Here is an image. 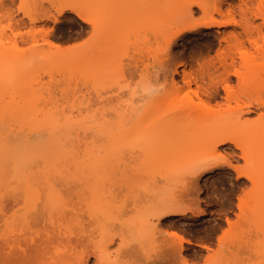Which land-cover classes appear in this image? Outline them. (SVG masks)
<instances>
[{
    "label": "bare ground",
    "instance_id": "obj_1",
    "mask_svg": "<svg viewBox=\"0 0 264 264\" xmlns=\"http://www.w3.org/2000/svg\"><path fill=\"white\" fill-rule=\"evenodd\" d=\"M99 4L107 7H97ZM68 5H72L74 10L69 9ZM129 5L133 7L130 8L133 10L130 12L132 17L116 23V26H105V19L112 11L106 0H87L83 9L73 2H61L56 6V14L44 13L33 17L35 21L51 19L55 22L66 11H70L90 28L92 36L83 57L86 87L84 96L89 104L92 96H96V103L105 104L92 109L80 128H75L72 124L71 127L69 122L72 119L69 118L68 123L64 122L66 125L63 122L60 125L55 121L56 124H51L52 121L47 123L36 120L31 126L23 125V121L16 124L10 121L0 125V168L16 162L15 157L8 159V154L15 149L12 148V142L26 143L30 150L34 149L24 171L13 173L0 190V216L5 226L1 246L8 259L18 257L21 260L33 255L42 264H89L94 257L95 264H118L125 261V250L123 253L121 251L126 247L128 250L130 243L125 239L127 237L122 236L128 230L124 225L139 234L142 227L150 225L151 216L179 219L192 211L175 205L178 192L172 186V198L168 194L162 195V200L158 199L160 203L151 209L148 206L146 211L140 210L142 213L139 217L136 220L129 219V223L115 221L116 224L119 223V227L120 224L122 228L125 227V231L123 233L120 228L122 231L118 238H121V248L116 253H111L108 243L113 242L115 236L111 234L115 231L111 227L119 228L115 222L112 223L116 216L112 212L108 214L103 211L107 203L105 207L102 205L103 209L99 206L103 199L102 187L99 188L102 191L101 202L95 201V190L91 189L93 185L88 187L86 177L90 168L92 169L90 165L106 159H114V162L184 159L182 161L186 162L183 166L187 165L188 173L197 174L196 178L216 169H232L237 177H244L253 184L257 206H263L264 209V0H132ZM97 19L101 26L94 32L89 20ZM229 26L232 29L218 30L219 34L215 39L209 41L197 55L191 56L197 62V68L188 67L191 63L184 58V52L182 59L170 71V78L165 79L164 84L143 105L136 106L129 96V101L122 100L124 90L129 86L127 71H140L142 75L148 76L151 74L150 66H153L150 64L159 61L155 60L157 51L154 53L155 49H151L154 43H162L169 53L175 43L179 39H185L189 32H201L203 27ZM127 40L131 44L135 42L136 45H143L132 59L125 54L126 50H121V42ZM117 43L119 49L115 46ZM128 44L130 43L127 42V48ZM57 47L61 50L76 48L61 45ZM144 48H147V56L145 51L142 53ZM121 52L131 60L124 62ZM221 88L224 90L223 95L219 93ZM1 100L0 96V102ZM252 113H256V116H252ZM31 116L33 119L36 115ZM72 135L76 136V141L72 138L75 142L71 143L68 150H64L69 144L67 141H72L69 138ZM45 147H51L52 158L41 155ZM221 154L227 158L228 164L216 159ZM60 157L65 158L62 164ZM240 159H243V164L239 163ZM183 166L174 170L183 168L184 173L186 169ZM85 168H89L86 173ZM37 171L43 175L44 186L37 185ZM59 176L70 184L67 197L63 194L62 187L56 184ZM84 182H87L85 187L91 189L89 192L95 198L93 203L89 200L90 197L85 196L88 191L84 188ZM121 183L119 184L122 185ZM171 183L177 184L174 181ZM107 187L110 193L107 190L105 193L107 191V194H113L109 184ZM144 188L148 192L153 187ZM156 189L158 188L152 190L157 191ZM148 193L144 198L152 195L151 192ZM154 194L157 193L153 192ZM100 195H96L97 198ZM243 202L241 198L240 207ZM96 203H99L98 208ZM136 205L130 209H135ZM201 215H205L204 210L197 216ZM96 220L99 225L90 229L89 224L93 225L92 221ZM38 224H42L41 227ZM33 225L39 227L38 230L35 231ZM109 226L111 227L108 228ZM154 232L151 235L148 232L152 236L150 238L153 240L150 241L153 247H146L150 243L147 237L143 238L146 243L137 238L138 249L149 258L154 256L153 249L157 247L154 244L157 241ZM173 232L177 233L173 230L170 236ZM182 237L184 239L179 249L184 242H191L189 238ZM172 241L173 238L170 237V243Z\"/></svg>",
    "mask_w": 264,
    "mask_h": 264
},
{
    "label": "rangeland",
    "instance_id": "obj_2",
    "mask_svg": "<svg viewBox=\"0 0 264 264\" xmlns=\"http://www.w3.org/2000/svg\"><path fill=\"white\" fill-rule=\"evenodd\" d=\"M86 1L87 0H23L24 3L32 5V7L27 9V15H24L18 10H13L18 0H14L13 2L9 0H0V75L5 72V74L2 75L4 76L3 78L0 76V83H2L3 86H0V96L2 98L0 102L1 126L10 121L11 123L13 122L12 124L23 121V125L31 126L35 120L47 121V123L52 121L51 124L55 121L57 124L61 125L67 122L69 118V120L72 119L75 121L73 122L71 120L69 122L70 126L72 124L73 127L80 128V126L83 127L85 123L84 119L86 115L91 113L92 109L105 104V102L96 103V96L91 97L89 104L84 96L86 87L83 57L86 54V45L90 42L92 36L90 28L86 27V24H83V21L70 11H66L60 16L59 20L55 22L51 19L33 20V17L40 16L44 13L50 15L56 14V6L61 2H73L83 9ZM106 1L112 8V11L105 19V26H116V23L132 17L130 12L133 10L130 8L133 9V7L129 5L132 0ZM1 2L3 3L1 4ZM230 29H232L231 26L220 28L203 27L201 32H189L185 39H179L177 43H175L169 53L166 52L162 43H154L151 49H155L154 53L157 51L155 53L156 56L158 55L160 57L161 55L160 58L158 56L156 57L157 59L155 58V60L159 61L150 64L153 66H150L151 74L148 76L142 75L140 71H127V82L129 86L124 90L125 94L122 96V100L129 101V99H131L136 106L143 105L149 100V96L161 87L162 83L164 84L165 79L170 78V71L182 59L181 55L184 52V58L191 63L188 67L191 68L195 66V68H197L198 64L191 56H193V54L195 55L199 50H203L209 41L215 39L219 34L218 30L227 31ZM84 41H88V43L84 44ZM133 41H135L134 38ZM127 42L130 43V45L128 44V48ZM121 43H119L121 44V50H123L122 52L127 51L125 54H128V58H133L136 52H140L139 50L141 46H143L136 45L137 43L135 44V42L131 44L128 40ZM58 45L64 47L76 46V48L72 50H61L57 47ZM123 45L127 49H125ZM115 46L118 48V43ZM160 48H163V50ZM146 51L147 48H144L142 53L144 52L146 55ZM124 58L126 60H124V62L126 63L132 59H128L126 55H124ZM160 62H162V64H159ZM127 68L129 67L127 66ZM1 80L3 82H1ZM219 93L223 95L224 90L221 88ZM219 99H221V97H219ZM32 114L33 116L36 115L34 116L36 119L34 117L32 119ZM251 115L256 116V113H252ZM30 119H32V121ZM47 125L49 126V124ZM63 125L66 124L64 123ZM74 137L76 138L75 135L69 136L71 139H74ZM69 138L68 140H70ZM73 139L72 141L70 140L71 142L67 141V144H69L66 145L64 150L69 149V146L75 140ZM11 145L12 148L15 147V149L13 153L8 154V159L15 157L16 162L9 163L0 168V190L13 173L24 171L27 160L34 153V149L30 150L29 145L26 143L14 141ZM226 146L227 145H225V147ZM10 147L11 146H9V148ZM5 155H7L6 152ZM41 155L52 158L51 147H45ZM64 159V157H60L59 160L61 164L64 162ZM112 160H101L93 163L94 165H90L92 169L89 166L90 171H88V173L90 174L91 172V174H86L89 182H84V184H89V188L93 185L91 189L95 190L93 194L97 200H99L102 195V202L101 199L99 201L95 200L94 196L92 197L91 191L89 192L91 189L85 187L87 184L84 185L86 192L88 191L89 193H87L90 195L88 196V194L85 193V196L87 195V197H90L89 200H92V203L95 200L96 202H101L99 206L103 205L104 207L108 204L105 208L102 206V209L104 208V212L108 214L112 212V215L116 216H114L115 219L112 223L115 221L119 223H129V219L136 220V217H139L138 215L142 213V210L146 211L148 206H150V209L156 206L159 200H162V195L168 194L171 197L172 195L170 192L173 191V189H171L172 186L174 189L176 188L175 191L178 192V199L174 202L176 203L175 205L177 207L190 208L189 210L192 211H189L184 217H179V219H176V217H161L159 219L156 218L157 216H154V218L151 216L150 219H152V222L150 221V225H146L144 228L142 227L139 234L131 231L129 226L124 225L126 230L128 227V230L124 233L125 230H123L124 228H122L123 226L121 224L119 227V223L116 224L115 222L116 227H119L118 229H115L114 226H112L113 224H111L112 227L109 226L108 228L111 227L115 230L111 233L115 235L114 241L110 244L108 243V249L111 253L114 254L117 252L118 248H121L119 247L121 238H118L119 234H121L120 231L123 230L125 236H122L124 238L127 237L125 239L129 240L128 243L136 241L138 244L139 240L137 238L143 241L145 240L146 243V239L143 238L147 237L150 241L152 239L150 235L155 231L156 233L154 232V235L157 241L154 242V244L156 243L155 246L157 247L153 249V251L155 250L153 253L154 256L149 258L143 251L138 249L139 255L146 264H151V262L155 260H178L184 259V257H188V259L197 257L201 261H209V264L215 261L222 262V264H264V209L263 206H257L256 192L253 189V184L248 179L237 177L236 172L232 169H216L213 172L201 174L196 178L197 174L188 173L189 168L186 167L187 165L183 166V163L186 162V160L185 162L182 161L184 159L168 161V159L157 158L134 161L128 160L129 162L121 160H115L114 162V159ZM242 160L243 159H240V164H243L244 161ZM179 166L185 167L186 170L184 173H182L183 168H181V170H174L175 168H179ZM89 168H85V173ZM178 171L181 174L178 173ZM64 174L67 173L65 172ZM93 174L94 178L92 177ZM35 175L39 183L37 185L44 186L42 185L44 184L42 182V173L37 171ZM61 177H63V175ZM61 177H57L56 184L62 187L63 194L67 197L69 196L68 191L70 184L63 179L64 177ZM176 178H180L179 181ZM89 179H91V181ZM85 181H87V179H85ZM165 181L167 185H165ZM170 181H174V184H177L172 185L173 183ZM120 182H122L121 184L123 186L119 184ZM70 183L72 185V182ZM108 184L110 188H112L110 190L113 191L111 195L107 194V189H109L107 187ZM111 185L115 187L113 188ZM144 187H148L149 189H151V187H153L152 189L158 188L156 190H159V192L151 189L148 192H151L152 195L144 198L146 195H149ZM99 188L103 191L102 194ZM105 190H107L106 193ZM153 192L157 194L153 195ZM108 193L110 192L108 191ZM96 195H100L99 198H97ZM167 197H163V199L170 200V198ZM143 198L146 201L149 198V202L145 203V200L141 202ZM241 198L244 202L240 207ZM104 201L105 203H103ZM98 204L96 203L97 208ZM134 204L136 208L130 209L135 206ZM143 205L144 207H141ZM202 210H204L205 215L197 216ZM148 211L150 212V210ZM0 219H2L1 216ZM229 221H231V223H229ZM96 222L98 224H96ZM96 222L92 221V224H94H89V228H97L99 221L96 220ZM3 223V219L2 221L0 220L1 227L4 225ZM34 225L32 228H34L35 231L38 230L39 227H35ZM41 225L42 224H38L40 227ZM95 225L97 226L95 227ZM1 227L0 262H2V264H42L40 261H37L33 255L27 259L23 258L21 260H19L18 257H13L12 259L6 258L5 249L1 246L3 244L5 226ZM120 228H122V230H120ZM151 230L153 231L150 232ZM173 230L177 231V233L185 238H189L191 242H184L181 249H176L169 253L167 251V245L170 243V232ZM30 231L32 232L33 230ZM222 237L223 239H221ZM151 243L152 241H150L146 247H153L154 245ZM205 245L207 248H205ZM126 248H123L122 251L119 249L122 253L125 250L123 256L125 255L124 258L126 259L124 260L129 259ZM89 264H95L94 257L90 259Z\"/></svg>",
    "mask_w": 264,
    "mask_h": 264
},
{
    "label": "snow or ice",
    "instance_id": "obj_3",
    "mask_svg": "<svg viewBox=\"0 0 264 264\" xmlns=\"http://www.w3.org/2000/svg\"><path fill=\"white\" fill-rule=\"evenodd\" d=\"M30 7H32L31 4H26L23 2V0H18V3L13 10L14 11L18 10L20 13L27 15V9ZM97 7L103 8V7H107V5L99 4L97 5ZM201 7H203V5H201ZM68 8L71 10H74L72 5H68ZM89 23L93 25L94 32L97 31L101 26L99 19L89 20ZM83 43L87 44L88 41H84ZM216 159L220 163L228 164V160L223 154H221ZM8 195H10V193ZM229 223H231V221H229ZM171 237L173 238V241L167 245V251L169 253L173 252L176 249H179L181 246V241H183L184 239L182 236H178V234L175 232L171 233ZM221 239H223V237ZM138 248H139L138 242L131 241L129 248L127 250V255L129 256V259L125 261H120L118 262V264H146L143 258L139 255ZM205 248H207L206 245H205ZM0 264H2V262H0ZM151 264H209V261H206V260L201 261L197 257H192L191 259L164 260V261L155 260V261H152ZM212 264H222V262L215 261V262H212Z\"/></svg>",
    "mask_w": 264,
    "mask_h": 264
}]
</instances>
